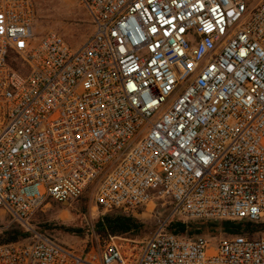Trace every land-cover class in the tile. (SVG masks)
I'll use <instances>...</instances> for the list:
<instances>
[{
    "label": "built area",
    "instance_id": "built-area-1",
    "mask_svg": "<svg viewBox=\"0 0 264 264\" xmlns=\"http://www.w3.org/2000/svg\"><path fill=\"white\" fill-rule=\"evenodd\" d=\"M79 2L93 31L74 48L36 38L33 0H0V215L86 195L98 218L167 215L83 250L33 231L0 264H264V235L164 232L264 221V0Z\"/></svg>",
    "mask_w": 264,
    "mask_h": 264
},
{
    "label": "rangeland",
    "instance_id": "rangeland-1",
    "mask_svg": "<svg viewBox=\"0 0 264 264\" xmlns=\"http://www.w3.org/2000/svg\"><path fill=\"white\" fill-rule=\"evenodd\" d=\"M37 11V21L34 33L37 39L49 32L59 34L69 45L74 48L81 46L92 34L93 26L87 10L79 0H33ZM89 196V195H88ZM89 197L87 195L78 202L66 205L55 204L50 208L35 213L31 219L21 225L9 215H0V231L10 228H25L28 231L44 229V236L66 247L77 250L102 246L106 239L100 238L93 231L94 224L99 219L91 215ZM167 215L163 206H150L139 210L136 217L149 228H154L162 223ZM264 223V221H260ZM219 223V222H218ZM43 235V234H42ZM263 232L253 235L261 237ZM142 235L134 240L142 241ZM213 245L228 235L216 231L214 235H202ZM31 240V238L29 239ZM146 240V239H145Z\"/></svg>",
    "mask_w": 264,
    "mask_h": 264
},
{
    "label": "trees",
    "instance_id": "trees-1",
    "mask_svg": "<svg viewBox=\"0 0 264 264\" xmlns=\"http://www.w3.org/2000/svg\"><path fill=\"white\" fill-rule=\"evenodd\" d=\"M160 226L161 223L154 228H149L133 215H124L120 212H115L99 218L94 224L93 231L102 239H108L109 237L135 239L139 235H142L143 237L141 239L147 240ZM43 230L41 229L38 233L45 235ZM217 230L228 235V237H253L257 233H264V223L246 220L219 223L203 221L183 223L181 221H172L164 227L166 234L186 239H194L202 235H214ZM32 237L33 234L25 228H10L0 231V246L24 243Z\"/></svg>",
    "mask_w": 264,
    "mask_h": 264
}]
</instances>
